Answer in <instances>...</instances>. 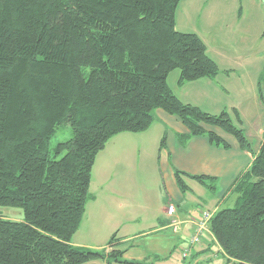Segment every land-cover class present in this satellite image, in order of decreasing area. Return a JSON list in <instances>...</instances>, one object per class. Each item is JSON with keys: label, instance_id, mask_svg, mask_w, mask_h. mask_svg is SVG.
Returning a JSON list of instances; mask_svg holds the SVG:
<instances>
[{"label": "trees", "instance_id": "trees-1", "mask_svg": "<svg viewBox=\"0 0 264 264\" xmlns=\"http://www.w3.org/2000/svg\"><path fill=\"white\" fill-rule=\"evenodd\" d=\"M179 1L0 0V206L23 212L17 220L0 213V264H144L122 257L115 233L107 252L71 238L92 197L98 152L117 133L149 129L157 108L188 128L178 136L182 143L206 135L226 148L207 124L251 150L235 108L203 111L167 82L172 70L178 83L219 72L202 37L176 29ZM67 125L72 136L52 146L58 127ZM262 134L231 187L234 204L214 211L208 223L232 264H264ZM174 172L182 193L190 189L186 177L214 188V177Z\"/></svg>", "mask_w": 264, "mask_h": 264}, {"label": "crops", "instance_id": "crops-1", "mask_svg": "<svg viewBox=\"0 0 264 264\" xmlns=\"http://www.w3.org/2000/svg\"><path fill=\"white\" fill-rule=\"evenodd\" d=\"M263 1L180 0L175 12L176 29L195 32L202 37L208 55L214 58L220 71L224 72L225 79L232 78L229 83L235 86L245 78L250 79L251 73L249 67L244 68L237 61L239 54L234 57L230 55L235 50H230L228 45L249 39L253 35L249 27L251 22L261 28V22L264 23ZM249 6L255 11V18L245 15ZM224 57L228 59V64L221 65ZM218 73L214 77L178 83L179 72L172 70L167 82L180 100L196 104L203 111L216 114L227 109L230 112L235 108L240 114V124L249 140L250 135L246 132L243 121L245 117H249L250 112L243 110L242 100L238 103L232 102L230 106L228 103L220 105L218 97L212 95L210 88L213 87ZM258 73L256 70L251 77L258 78ZM220 88L231 93L229 84L226 89L222 86ZM250 98H254V95L247 94V99ZM242 99L246 100V96H242ZM208 100H213L212 106L205 104L204 101ZM255 101L258 106L256 110L264 111V88L260 89V97ZM153 116L154 120L149 129L137 133H117L98 152L89 184L92 197L86 202L82 222L74 232L71 243L94 250L105 247L107 252L111 249L110 245L107 246V241L115 233L114 244L124 249L122 257L131 261L144 264H161L166 261L168 264H199L200 261H210L219 254L226 260V255L220 250L215 238L204 237L192 249V258L190 256L188 260L178 261L182 259L181 250L192 233L190 218H197L199 211L206 209L213 213L220 209L222 201L230 199L231 196L234 199L231 187L241 172L248 170L259 150L263 139V123L260 120L257 127L259 140L256 144L251 142V150H247L239 146L232 134L218 126L207 124L203 126L220 136L227 143L226 148L215 146L206 135H194L182 143L178 136L188 132V128L178 116L169 114L162 108L155 109ZM263 117L264 114L261 118ZM162 137L165 139L164 144H161ZM135 157L141 164L136 167L133 162ZM152 160L156 166L154 176L147 172L151 167L147 163ZM175 169L193 175L214 177L212 181L208 180L213 182L214 188L207 189L199 182L209 190L208 195L205 194L206 198L198 194L191 197L182 193L176 183ZM185 182L192 191L189 182L198 181L186 177ZM154 184L158 187L156 197L149 187ZM168 204L176 206L172 215L167 213ZM213 242L220 251L210 257ZM226 262L232 264V261ZM96 264H106V261L98 259Z\"/></svg>", "mask_w": 264, "mask_h": 264}, {"label": "rangeland", "instance_id": "rangeland-1", "mask_svg": "<svg viewBox=\"0 0 264 264\" xmlns=\"http://www.w3.org/2000/svg\"><path fill=\"white\" fill-rule=\"evenodd\" d=\"M255 14H256L255 11H253V9L249 6L247 13L245 15L252 17V18H255ZM250 22H251V20H250ZM262 23L263 22H261V25H262L261 28H259L257 25L255 26L254 22H251L249 27H250V31L253 33V35L249 39H246V41L239 42L238 44H235V45L234 44L228 45V48L230 50H235L234 53H230V55L232 57H234L237 54H239V56L237 57V61L242 66H244V68L249 67L251 75L256 70H258V72H259L258 78L256 77V79H254L250 75V77H249L250 79L245 78V80L242 83L237 81L238 82L237 85L234 86V85H231L229 83V82H231L232 78L226 77V79H225L224 72L220 71V68H218L219 69L218 76L216 77V79H214L213 87L210 88L212 91V95H216L218 97L219 102H221L220 105H225L226 103H228V106H230V104L232 102L238 103V102H240V100H242L243 110L245 112H248V113L250 112L248 114L249 117H245L243 122H244L245 127H246V132H249L248 135H250L249 136V142L250 143L252 142L253 144H256V142L259 140L260 135L257 134V127L260 124V120H261V123H263V125H264V117L261 118L264 114V111L260 112L259 110H256V108L258 109V106H257V102L255 101V100H258L260 97V89L264 88V23L263 24ZM225 64H228V59L226 57L222 58V60H221V65H225ZM243 77H244V75H243ZM177 80H178V78H177ZM227 84H229V86L231 88V90L229 89L231 91V93L229 91H227V89H226ZM239 85H241L245 88H241ZM221 86H222V88H224L226 90L223 91L220 88ZM207 91H209V90H207ZM247 94L254 95V98H252V99L250 98L248 100ZM242 96H246V100L245 99L243 100ZM234 99L236 101H234ZM204 102L206 105L212 106L211 102H213V100H208V101H204ZM204 102H202V103H204ZM71 136H72V131H71L70 126H68V125L67 126H60L56 130V134L53 137H51L50 143L52 146H54L57 144V142L66 140V139L70 138ZM146 148H148V147H146ZM145 154H148V153L145 151ZM132 156H135V154L132 153ZM133 162L135 163V164L133 163L134 167L139 166V164H140V162H138V159L136 157L133 159ZM151 162H152V164H151ZM151 162L147 163L148 167L151 165L150 171H147V172L152 173V175L154 176V174H155L154 170L156 169V166H154L153 160ZM189 183H190V186L192 188V191H191V189H187L185 191V194L190 195L191 197H193L194 194H196V195L198 194V195H201V196L206 198V195H208L209 190H206L199 182H189ZM155 185L156 184H154L153 186L150 185L149 187H150V190L153 191V196L156 197V196H158V193H157L158 187H156L157 185L156 186ZM193 199H195V198H193ZM232 200L233 199L231 196L230 199H227L224 202L222 201L220 203V207H230L231 205L234 204L232 202ZM200 203H202V202H200ZM203 211L209 212V209L199 211L198 216H201V213ZM0 213H2L5 218L7 217V218L12 219V220L21 219L23 217L22 209L19 206H9V205L0 206ZM208 223H207V227H208ZM190 235L188 236L187 244L181 250L182 252L189 245ZM202 236H203V238L204 237H207L209 239L214 238L209 227L206 231L203 232ZM203 238H202V240H204ZM196 245H198V244H195L194 246H192L190 248L193 249ZM211 247H212L211 248L212 251L209 254L210 257L213 256V253L219 252L221 250V249L220 250L217 249V246L214 244V242L212 243ZM193 253H194V250L190 251L188 256H186L185 258L182 257V259L179 258L180 260H178V261L181 262V260H183V259L188 260V257H190V256L192 258ZM181 255H182V253H181ZM161 264H168V262L167 261L162 262ZM178 264H181V263H178ZM199 264H227V262L221 256V254H219V256L212 258L210 261L203 260V261H200ZM228 264H230V263H228Z\"/></svg>", "mask_w": 264, "mask_h": 264}, {"label": "built area", "instance_id": "built-area-1", "mask_svg": "<svg viewBox=\"0 0 264 264\" xmlns=\"http://www.w3.org/2000/svg\"><path fill=\"white\" fill-rule=\"evenodd\" d=\"M175 209H176V206H174L173 204H168L167 213L169 215H172L175 212ZM211 215H212L211 211L209 212L203 211L201 213V216H198L197 218L195 217L190 218L189 223L192 228V233L189 237L188 247L185 248L182 252L183 258L188 256L190 251H192V248L190 247L194 246L195 244H199V242L202 240L201 238H202L203 232L208 229L207 223L209 222Z\"/></svg>", "mask_w": 264, "mask_h": 264}]
</instances>
